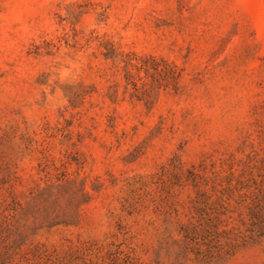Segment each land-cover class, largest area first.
Instances as JSON below:
<instances>
[{
    "label": "rangeland",
    "instance_id": "1",
    "mask_svg": "<svg viewBox=\"0 0 264 264\" xmlns=\"http://www.w3.org/2000/svg\"><path fill=\"white\" fill-rule=\"evenodd\" d=\"M0 264H264V0H0Z\"/></svg>",
    "mask_w": 264,
    "mask_h": 264
}]
</instances>
